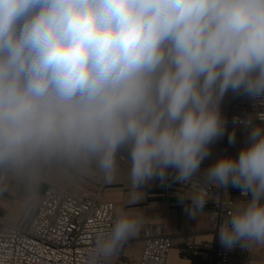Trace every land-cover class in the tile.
I'll use <instances>...</instances> for the list:
<instances>
[{
	"label": "clouds",
	"instance_id": "9594fccd",
	"mask_svg": "<svg viewBox=\"0 0 264 264\" xmlns=\"http://www.w3.org/2000/svg\"><path fill=\"white\" fill-rule=\"evenodd\" d=\"M229 95L264 108V0H0V223L19 234L46 187L126 173L84 264H115L140 237L156 181L179 185L185 212L208 216L223 248L264 264V111L228 132ZM237 125L242 146L212 158ZM229 187L240 197L217 224L205 207Z\"/></svg>",
	"mask_w": 264,
	"mask_h": 264
},
{
	"label": "built area",
	"instance_id": "2783aa9c",
	"mask_svg": "<svg viewBox=\"0 0 264 264\" xmlns=\"http://www.w3.org/2000/svg\"><path fill=\"white\" fill-rule=\"evenodd\" d=\"M228 130H232L233 118L243 119L256 110L247 98L232 97L226 105ZM237 131L245 135L242 125ZM202 169L204 168L201 166ZM215 202L210 200L205 209L218 214L217 224L225 214L223 203L240 197L239 189L229 187L228 194L222 189L212 188ZM115 202L102 198L101 192L83 191L74 193L70 189L49 186L44 193V203L34 219L25 224L19 234H10L0 223V264H84L85 250L92 242L93 233L110 225ZM2 220V218H0ZM208 231L215 236L201 248H194L193 254L200 255L208 264H228L231 251L223 248L218 240V228L210 221ZM138 255L121 251L115 264H166L173 246V238L161 225H146L141 232ZM246 254L248 264L249 254ZM264 255V252L258 253Z\"/></svg>",
	"mask_w": 264,
	"mask_h": 264
},
{
	"label": "crops",
	"instance_id": "0c3cea01",
	"mask_svg": "<svg viewBox=\"0 0 264 264\" xmlns=\"http://www.w3.org/2000/svg\"><path fill=\"white\" fill-rule=\"evenodd\" d=\"M226 135L227 132L223 136V142H225ZM229 145L226 147L225 143L223 146H219L218 152L223 147L226 151L225 154H235L239 147L236 146V150L228 153ZM219 155H221L220 152ZM85 187L88 189L82 190ZM92 187L97 189L93 190L91 189ZM178 187L179 185L175 183L171 187H162L159 181H156L148 189L149 197L140 205L146 208V214L149 216L146 225H161L164 231L172 236L173 246L169 252L166 264H186L187 261H190V264H208L200 255H194L193 249L201 248L204 243L214 241L215 236L208 231L209 217L205 216L199 223L198 218H190L184 210L185 203L187 202L182 203L176 198L175 193ZM47 188L44 189L43 195ZM66 189H70L74 193L81 192V190L90 192L100 191L102 198L115 202L118 207L124 202L127 192V177L126 175L120 176L118 180L111 184L105 183L99 177H93L67 186ZM153 203L155 204L154 207H147ZM3 217L4 210L0 208V218ZM26 224H28V221ZM211 236L214 237L213 240H211ZM139 238L132 240L131 244L126 246L122 251H126L127 254L138 255L140 252ZM245 261L246 254L243 250L237 248L231 251V259L228 264H243Z\"/></svg>",
	"mask_w": 264,
	"mask_h": 264
},
{
	"label": "rangeland",
	"instance_id": "374dc122",
	"mask_svg": "<svg viewBox=\"0 0 264 264\" xmlns=\"http://www.w3.org/2000/svg\"><path fill=\"white\" fill-rule=\"evenodd\" d=\"M233 96H231V95H229V96H227L225 99H224V101H223V104H222V110H224V109H226V105L228 104V102L230 101V99L232 98ZM223 113V115L225 116V113L224 112H222ZM226 117V116H225ZM227 128H228V126H227ZM223 138H221L220 140H218L214 145H213V147H212V158H215V157H218L219 156V152H218V147L219 146H223V144H225V143H223ZM243 141H244V134L242 133V132H239V131H237V140H236V143L234 144V145H229L228 146V153L230 152V151H234V150H236L237 148H236V146H238L239 148L242 146V144H243ZM210 162H211V158L210 159H208V160H205L204 162H203V164L201 165V166H203L204 168L205 167H207L209 164H210ZM126 175V173H122L121 174V177H123V176H125ZM117 186V185H116ZM66 187L67 186H61V188H63V189H66ZM88 188H83L82 190H87ZM91 189H97V188H95V187H92ZM81 190V192H83ZM72 191V190H71ZM74 192V191H73ZM34 217H35V215L32 217V218H30L29 220H28V223H30L33 219H34Z\"/></svg>",
	"mask_w": 264,
	"mask_h": 264
},
{
	"label": "bare ground",
	"instance_id": "6f19581e",
	"mask_svg": "<svg viewBox=\"0 0 264 264\" xmlns=\"http://www.w3.org/2000/svg\"><path fill=\"white\" fill-rule=\"evenodd\" d=\"M222 112H224L225 113V116H226V118H227V115H226V110L224 109V110H222ZM228 132H229V130H228ZM223 141V140H222ZM223 143H226V147H227V145L229 144V142H228V135H226L225 136V142H223ZM221 147V146H220ZM225 147V146H224ZM219 152L221 153V154H225L226 153V151H225V149L222 147V148H220V150H219ZM78 193H81V192H78ZM77 193V194H78ZM132 241V240H131ZM130 241V242H131Z\"/></svg>",
	"mask_w": 264,
	"mask_h": 264
}]
</instances>
